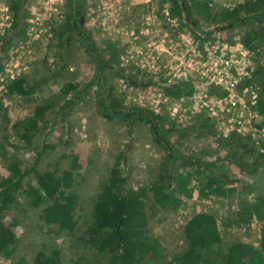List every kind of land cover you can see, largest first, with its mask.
I'll list each match as a JSON object with an SVG mask.
<instances>
[{"label": "rangeland", "instance_id": "1", "mask_svg": "<svg viewBox=\"0 0 264 264\" xmlns=\"http://www.w3.org/2000/svg\"><path fill=\"white\" fill-rule=\"evenodd\" d=\"M185 1L187 4L190 2ZM83 2L84 14L78 26H82L89 39L84 41V38L73 34L62 45L55 34L59 26L66 22L69 13L67 0H23L16 28L11 26L10 9L11 17L5 21V5L0 4V26L3 24V36L0 37V103L3 105V111L0 110V176H8L6 165L9 159L18 162L23 170L33 167L23 181V189L17 192L13 223L18 242L15 255L10 260L0 257V264H14L20 260L33 264L38 253L53 257L55 252L58 253L59 264H87L91 259L98 258L100 263L107 262L110 258L108 253L99 255L95 249L85 246L81 238H88L86 230L91 224L100 188L108 181L110 170L119 156H122L119 170L126 180L125 188L145 190L148 244L154 243L164 254L162 260L151 264H169L184 251L183 228L196 213L211 214L217 218L219 253L223 254L232 243L257 246L264 226V213H261L262 222L255 216L247 224L238 218L241 206L264 192L262 156L256 158L254 153L244 149V143L250 147L245 138L238 147L218 139L214 126L202 115L189 117V112H185L183 121L179 122L176 117L180 114L176 113L173 117L171 113L181 98L184 104L189 105L191 85L177 83L166 90L160 83H155L148 66L142 68L141 64H135L141 58L144 63L146 54L155 52L153 47L145 46L146 39L151 40V37L157 41L156 47L162 53L169 45L168 39L178 41L179 47L188 45L194 48L198 45L200 53L207 52L204 46L210 42L209 52L212 53L216 48L211 45L216 40L218 44H225L227 50L229 46L236 48L235 42L243 43L244 33L251 28V23L226 27L232 16L224 10L229 7L216 2L214 8L210 6L208 14L216 16L217 22L206 20L204 14L194 7L192 18L196 23L193 25V21L184 15L179 18L170 11L167 16L163 14V5L158 0L149 3L143 0ZM261 3L259 1L257 5ZM147 23L151 24L149 27L153 32L144 37L142 32ZM190 40L194 42L192 46ZM83 41L93 45L97 58L107 63L99 75H96L97 58L92 59L87 54ZM254 42L258 45L255 50L264 56V41ZM112 50L117 52V61L110 58ZM263 68L261 66L256 72ZM11 74L17 80H27L28 89L33 90L30 95H6ZM96 76L101 86L97 81L92 83ZM121 80H128L133 89L123 88ZM69 84H75V87L67 90ZM258 84L261 88L260 100L264 101L263 87ZM177 88L180 89L178 95H170ZM109 93L118 100L117 111L123 114L145 110L163 119L161 124L166 130L163 136L180 156L171 166L173 181L169 192L182 188V194L172 209L164 211L158 207L149 190L166 168L168 149L157 140L146 122L118 115L103 117L99 99L109 108ZM144 105L153 110L157 108L162 114H156ZM38 106H46L44 121L38 123L40 129L26 144L14 133L12 125L29 118ZM231 152L235 158L230 156ZM2 154H6L7 158H3ZM74 157L78 159L73 187L77 193L74 212L77 230L70 235L40 220V210L28 205V190L36 187L35 172L58 171L61 174L69 169ZM255 159L261 164L255 170L248 168ZM200 172L204 176L211 173L216 178L227 176L239 188L225 197H204L201 195L204 187L199 180ZM249 185L256 191H245ZM5 222L11 223V218L7 216Z\"/></svg>", "mask_w": 264, "mask_h": 264}, {"label": "trees", "instance_id": "2", "mask_svg": "<svg viewBox=\"0 0 264 264\" xmlns=\"http://www.w3.org/2000/svg\"><path fill=\"white\" fill-rule=\"evenodd\" d=\"M160 4L169 3L170 13L173 16L182 18L186 16L189 20L196 21L192 18V8L196 7L204 14L205 19H216V16L210 17V2H199L190 0L188 4L185 0H158ZM261 1V5L257 3ZM23 0H8V6L12 13L11 26L16 28L20 19ZM69 13L66 22L63 26H59L56 32V37L62 45V42H68L73 34L82 37L88 41L82 26L79 25L84 14L83 0H67ZM224 11L231 14L230 21L226 27L235 25L236 23L250 22L251 28L244 33L243 43L251 50L257 49V44L254 40L264 41V0H257L249 4L239 5L234 10L225 9ZM242 13L240 17L238 14ZM218 14V13H217ZM243 16H245L243 18ZM22 17V16H21ZM217 22V21H215ZM223 23V22H221ZM23 34V32H21ZM86 35V36H85ZM66 36V37H65ZM64 39V40H63ZM83 41L87 54L92 58L98 57L96 48L90 46ZM6 50V48H4ZM117 52L112 50L110 58L112 61H117ZM1 65V63H0ZM107 63L97 58L96 75H99ZM261 78V80H260ZM253 80L260 83L264 90V68L258 72H254ZM97 84L101 86L96 76ZM75 87V84H69L67 90ZM27 80L20 78L10 85L6 86V95L26 96L33 91L28 89ZM66 90V91H67ZM179 88L170 95L177 96ZM191 93V90H189ZM101 94V91L98 95ZM111 106H104L99 99L100 111L103 117L111 118L113 115H118L125 118H135L140 122H146L157 137L159 142H163L168 149V158L165 170L159 174L157 182L150 187V194L155 204L164 211L172 209L174 203H178L181 196L182 188L176 191H170V184L173 181L171 176V166L178 161L179 155L175 153L173 147L168 140L163 136L166 132L164 124L159 116L145 110H139L135 113L123 114L117 111L119 102L111 93L108 94ZM260 113L264 122V101L260 100ZM0 110L3 111V105L0 103ZM46 106L36 107L34 113L23 121L16 122L12 125V130L26 144H29L40 129L38 123L43 120V113ZM1 116V115H0ZM5 119V116H3ZM244 139L239 136H233L227 140L230 146L238 147L242 145ZM243 145L245 150L254 153L252 147H248L247 143ZM1 147V146H0ZM3 158H7L6 154H2ZM230 156L235 158L233 152ZM119 156L110 170L108 181L100 188L97 196L91 224L86 230L87 239H82L83 244L89 248L95 249L99 255L108 253L110 258L107 262L100 263L98 259H91L87 264H151L157 263L163 259V252L159 247H155L154 243H149L146 228L148 225L147 214L144 202L145 190L126 189V180L121 176L119 165ZM258 158V157H256ZM264 162L261 159V162ZM261 162L252 160L251 166L255 170ZM78 165V159L72 158L69 169L64 170L61 174L58 171H38L35 172L36 187H31L28 190L29 198L28 205L40 210V220L47 226H56L59 231H65L73 235L77 230V222L74 219V212L77 203V193L74 191V171ZM200 165H205L200 163ZM8 172L7 177L0 176V257L10 260L14 257L17 248V236L14 231V220L16 218V203L17 192L23 189V181L30 170H23L19 163L13 159H9L6 165ZM199 180L204 187L201 195H220L222 197L233 194L236 189L226 188L229 179L227 176L216 178L213 174L203 175L198 173ZM182 178L179 180L181 186ZM206 189V193L204 190ZM245 191L248 193L254 189L251 185L247 186ZM250 191V192H249ZM228 194V195H227ZM244 203L240 210L238 220L244 223L251 222L253 216L259 218L262 222L261 213H264V195H260L254 203ZM248 208V209H247ZM11 218V223L5 222L6 217ZM264 219V218H263ZM260 242L258 247L246 243H232L226 251L221 254L218 251L220 241V230L217 223V218L211 214L196 213L183 228V243L184 251L179 256L169 261V264H264V226L260 234ZM58 253L55 252L53 257L45 253H38L33 259V264H59ZM14 264H25L23 261H18Z\"/></svg>", "mask_w": 264, "mask_h": 264}, {"label": "built area", "instance_id": "3", "mask_svg": "<svg viewBox=\"0 0 264 264\" xmlns=\"http://www.w3.org/2000/svg\"><path fill=\"white\" fill-rule=\"evenodd\" d=\"M197 1L210 2V6L213 8L216 2L221 6L229 7V10H234L242 3L248 4L257 0ZM149 2L151 0L146 1V3ZM1 3L5 5L3 9L5 21H9L11 16L8 0H0ZM162 7V13H165L166 16L169 15L167 13L169 4L166 3ZM1 26L0 37L3 36ZM149 26L151 27V24L147 23L143 34L141 33L144 37L153 32ZM168 40L169 45L162 53L156 47L157 41H153V37L151 40L146 39L145 46L153 47L152 50L155 52L147 53L144 63L141 58L135 64L137 66L141 64L142 68L148 66L147 70L153 73L155 83H160L166 90L171 89L177 83L191 85L192 93L188 98L189 105L184 104L183 98L179 99V104L171 115L176 117V113H179L180 115L176 117L179 122L183 121L185 112H189V117L202 115L214 126L217 137L228 138L237 135L248 138L254 151L257 152L256 154L264 156V122L259 103L261 88L258 83L252 80L254 72L264 66V56L239 42H235L236 48L229 46V50H227L225 44H218L219 41L216 40L211 45L216 48L212 53L209 52L210 42H207L204 46V50L207 52L200 53L198 45L194 48H190L188 45L179 47L178 41ZM190 43L191 46L194 44L191 40ZM15 80L17 79L11 74L10 83ZM171 81L174 82L170 84ZM121 83L126 90L133 89L128 80H121ZM146 109L152 110L156 114H162L157 108L153 110L146 107ZM230 186L236 187L235 183ZM192 199L196 200L194 197ZM259 240L260 236L258 242Z\"/></svg>", "mask_w": 264, "mask_h": 264}, {"label": "clouds", "instance_id": "4", "mask_svg": "<svg viewBox=\"0 0 264 264\" xmlns=\"http://www.w3.org/2000/svg\"><path fill=\"white\" fill-rule=\"evenodd\" d=\"M249 4V3H248ZM254 75V74H253ZM16 81V80H15ZM14 82V81H13ZM133 86V85H132ZM191 93H192V91H191ZM214 134H215V132H214ZM216 136V135H215ZM233 136H237V135H232V136H230V137H228V138H222V137H217L218 139L219 138H221V139H224V140H228L229 138H231V137H233ZM239 137H241V136H239ZM241 138H244V137H241ZM245 139H247V141L250 143V147H252V145H251V142L249 141V139L248 138H245ZM253 148V147H252ZM255 152V151H254ZM255 155H256V157H258V155L256 154V152H255ZM262 159L264 160V156H262ZM234 182L231 180V178H230V180H229V182H228V184H227V186H226V188H230V189H238L239 188V186H236V187H232V186H230V185H232ZM247 183V182H246ZM246 185V184H245ZM244 186V185H243ZM242 187V186H241ZM137 191V190H136ZM254 192L256 191L255 189L253 190ZM258 194H260V191L258 192ZM260 195H264V192L262 191L261 192V194ZM257 199V196H255L254 197V199H253V201L252 200H247V202H249V203H254L255 202V200ZM261 236V235H260ZM258 241V240H257ZM259 242H260V240H259ZM259 242H257V246H255L254 244H251V245H253L254 247H258L259 246Z\"/></svg>", "mask_w": 264, "mask_h": 264}, {"label": "bare ground", "instance_id": "5", "mask_svg": "<svg viewBox=\"0 0 264 264\" xmlns=\"http://www.w3.org/2000/svg\"><path fill=\"white\" fill-rule=\"evenodd\" d=\"M143 1H144V3H146L147 0H143ZM243 4H245V3H242L241 5H243ZM239 43H240L241 45H243L241 42H239Z\"/></svg>", "mask_w": 264, "mask_h": 264}]
</instances>
